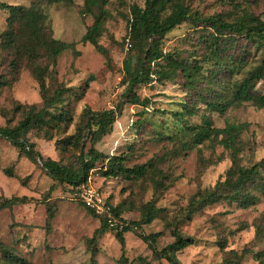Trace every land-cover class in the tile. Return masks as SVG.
<instances>
[{
  "label": "rangeland",
  "instance_id": "374dc122",
  "mask_svg": "<svg viewBox=\"0 0 264 264\" xmlns=\"http://www.w3.org/2000/svg\"><path fill=\"white\" fill-rule=\"evenodd\" d=\"M0 1L26 8L43 2L52 36L64 43H75L77 51L63 52L55 67L50 66L48 86L71 90L67 93V104L75 122L85 108L116 110L121 105L113 133L103 138L97 149L104 158L127 153L129 167L161 159L157 165L167 185L156 191L149 180H106L99 171L93 173L91 185L104 193L112 208L122 206L123 210L120 215L123 220L117 218L118 229L108 224L101 229V219L90 213L76 191L55 183L40 162L33 163L20 156L11 142L0 138V197L26 196L33 201L0 212L1 242L14 255L36 264H92L93 251L95 264H121L122 257L127 264H168L153 253L140 235L162 232L156 244L159 250L172 243L176 215L187 207L198 190L213 188L223 181L232 160L230 152L221 146L205 143L186 148L165 139V134L178 132L181 126L174 124V114L187 109L184 124L200 125L207 118L217 128H224L227 123L245 126L238 154L242 166L250 167L264 159V108H257L253 102H233L222 114L208 106L231 102L235 85L260 65L262 48L244 38L227 43L219 54L221 65H214L201 38L212 30L191 23L176 28L162 41L164 54L177 55L191 64L198 60L201 74L194 88H189L181 72L162 83L137 87L134 93L140 100L151 101L145 108L131 104L130 98L125 97V76L135 61L134 55L129 56L132 50L128 47V17L131 6H144L145 0H71L55 5H47L44 0ZM187 3L203 17L220 15L233 22L249 13L264 21V0H187ZM8 16V11L0 9V35L7 28ZM102 16L104 25L98 43L106 55L90 44L81 43L88 28ZM11 60L0 41V75L14 82L11 87L0 86V127H5L9 120L11 126L17 125L23 119L21 113L13 112L17 104L41 103L38 83L26 63L14 73ZM262 94L264 80L254 90V95ZM73 132L74 126L69 133ZM28 137L45 159L64 165L75 163V153H60L55 139L49 141L37 132ZM255 195L260 196L256 192ZM150 201H155L163 212L151 225L124 234L123 250L116 233L124 225L138 221L141 207ZM49 211L53 213L51 220ZM179 229L183 236L195 241V245L174 255L181 264H224L226 259L234 264H260L256 255L264 252V196L249 209L229 202L205 207ZM0 264H5L1 252Z\"/></svg>",
  "mask_w": 264,
  "mask_h": 264
},
{
  "label": "trees",
  "instance_id": "16d2710c",
  "mask_svg": "<svg viewBox=\"0 0 264 264\" xmlns=\"http://www.w3.org/2000/svg\"><path fill=\"white\" fill-rule=\"evenodd\" d=\"M70 1L44 0L47 5ZM0 9L9 13L6 20L7 28L0 35V41L3 50L12 58L11 72L17 73L21 64L26 63L38 83L41 96L39 105L17 104L14 107L13 112L21 113L23 119L17 125L11 126L9 120L5 127H0V138L11 142L19 150L20 156L33 163L40 162L42 169L50 179L76 191L82 203L79 188L91 184V175L97 171L106 180L119 178L126 181L149 180L156 191L165 189L167 185L161 179L163 172L157 165L158 162H162L161 159L129 167L127 153L104 158L97 149V145L103 138L113 133L114 125L121 114V105L116 110L93 111L90 108H85L79 121L75 122L72 108L67 104V93L71 90L61 86L52 89L48 86L47 78L51 74L50 66L55 67L63 52L72 50L73 53H77V51L75 43H64L52 36L51 31L47 28L48 17L44 11L43 2L26 8L0 1ZM103 16L88 28L81 43L90 44L106 55V51L98 43L104 25ZM186 23L201 25L205 29L213 31L210 35L201 38L207 48L206 54L210 55V60L214 62V65H221L219 54L226 49L227 43H236L237 40L244 38L262 48L263 56L260 65L252 68L247 76L235 85L231 102L209 103L208 106L213 111L222 114L233 102H253L257 108L263 109L264 94L254 95V90L257 84L264 80V21L249 13L233 22L225 21L220 15L203 17L199 12L191 9L187 0H145L144 6L137 4L131 6L127 36L128 44L131 45L132 50L129 56L134 55L135 61L133 68L125 76L127 84L125 97L130 98V103L142 105L145 108L149 107L150 99L141 101L134 90L142 85L170 80L178 72H181L186 78L189 88H194L197 78L201 74V62L196 59L195 64L182 61L177 55L164 54L161 48L162 41L166 36ZM13 83V80L5 79L0 75V86L11 87ZM187 112L185 109L184 112L174 114L176 121L174 124L180 125L181 128L172 135L165 134V139L179 142L186 148H193L205 143H209L212 147L221 146L230 152L232 166L223 181H219L213 188L198 190L187 207L176 215V224L171 231V236L174 238L172 243L159 250L156 244L163 235L162 232L149 236L140 235V239L148 244L153 253L168 264H181L174 258V255L195 245L194 239L183 236L179 226L191 222L202 209L221 202L235 203L242 209H249L258 203L260 196H264V159L250 167H244L239 162L240 137L245 126L227 123L224 128H217L207 118H204L200 125L184 124V114ZM72 126H74V132L69 133ZM33 132H37L49 141L55 139L56 149L60 153H75V163L64 165L60 161L45 159L37 151L36 143L28 137ZM185 147L184 149H186ZM6 172L12 176L10 170ZM255 192L260 196L255 195ZM32 202V198L26 196L0 197V212ZM112 210L116 219L123 220L120 217L123 212L122 206L112 208ZM162 212V209L157 208L155 201L143 205L140 209L139 220L131 225H124L116 233V238L122 244V249H125L124 234L132 232L134 228L151 225ZM90 213L94 214L92 211ZM52 218L51 211L49 220ZM99 218L102 221L101 229L107 228L106 220L102 217ZM0 252L5 264H36L26 258L14 255L1 240ZM91 256V262L95 264L96 253L93 251ZM256 256L257 261L263 264L264 252ZM119 262L127 264L123 257ZM224 264L234 263L226 259Z\"/></svg>",
  "mask_w": 264,
  "mask_h": 264
},
{
  "label": "built area",
  "instance_id": "2783aa9c",
  "mask_svg": "<svg viewBox=\"0 0 264 264\" xmlns=\"http://www.w3.org/2000/svg\"><path fill=\"white\" fill-rule=\"evenodd\" d=\"M128 47L131 45L128 44ZM79 194L87 209L96 216L104 218L111 227H118V221L114 217L112 207L103 192L88 184L79 188Z\"/></svg>",
  "mask_w": 264,
  "mask_h": 264
}]
</instances>
